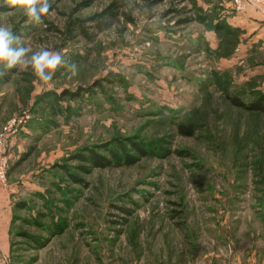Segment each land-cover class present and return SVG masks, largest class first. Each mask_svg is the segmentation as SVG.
<instances>
[{
	"label": "rangeland",
	"instance_id": "rangeland-1",
	"mask_svg": "<svg viewBox=\"0 0 264 264\" xmlns=\"http://www.w3.org/2000/svg\"><path fill=\"white\" fill-rule=\"evenodd\" d=\"M50 3L39 25L0 6V24L20 44L76 65L75 75L62 66L46 83L31 68L0 67V130L31 116L18 134L24 153L0 183L14 190L0 264H264V114L226 98L263 91L264 72L242 76L263 65L264 51L241 61L233 33L214 30L239 12L233 0ZM257 5L246 8L264 14V0ZM117 7L126 18L91 42L62 33L81 19L94 34L95 21ZM64 90L79 95L61 97ZM180 125L194 135H180ZM121 145L135 164L72 158L93 149L111 159Z\"/></svg>",
	"mask_w": 264,
	"mask_h": 264
},
{
	"label": "trees",
	"instance_id": "trees-1",
	"mask_svg": "<svg viewBox=\"0 0 264 264\" xmlns=\"http://www.w3.org/2000/svg\"><path fill=\"white\" fill-rule=\"evenodd\" d=\"M183 10L184 8H181L179 10L171 9L170 11H168V13L169 14L177 13L178 15H180L184 12ZM120 18H126V15L123 11H121V7H117L116 9L108 13V15L105 16L104 18H100L95 21L93 28H95L96 32L94 34L88 33L89 27H85L84 25L85 22L84 20H81V19H74V20L71 19L67 21L65 29L62 31V33L66 38L71 37V39H73L75 38V36L79 35L83 37L85 40H87L88 42H91L94 40V36H96V34L110 30L113 27V25L119 21ZM189 19L190 18L187 19V17H185L180 22L186 23V21ZM225 22L223 19L219 21V23L216 24V26L214 27L215 28L214 30L219 32V31H222L223 29H228L229 32H232L234 35V42L238 43L239 42V30L235 28L232 29L230 26L225 24ZM230 29L232 31H230ZM60 94H61L60 95L61 97H68V98H75L76 96L79 95L78 92H70L67 90L66 91L64 90ZM226 98L228 102L235 107H238L240 109H243L249 112H257L260 114H264V92L261 90L256 91V93L254 94V98L251 101H246L242 99L241 96H237V95H233V96L227 95ZM177 130H178V133L184 137H192L194 135V132H193L194 126L192 125H188V126L180 125L178 126ZM131 145L133 146V150L136 151L140 156H146L149 154L148 149L144 145L135 144V143H131ZM122 148L123 146L121 145V150H122L121 154L115 153V152L111 153V156H112L111 159L100 156L99 154L95 153L93 149L86 150V152L89 154L88 156L83 155L82 152H85V151H81V153L75 154L72 158L77 161L83 162V163L84 162L93 163L94 166L99 167V168H104L108 166H115V167L131 166L135 164V162L137 161L136 157L130 155L129 153H127V151H125V149H122ZM19 160L15 161L14 165H16ZM10 164L12 165L11 162ZM11 165H9V170L11 168ZM60 167L64 170L65 173H68L65 166H60ZM72 179L75 183L79 182L78 179H75V178H72ZM124 212L126 214H129L128 210H124Z\"/></svg>",
	"mask_w": 264,
	"mask_h": 264
},
{
	"label": "clouds",
	"instance_id": "clouds-1",
	"mask_svg": "<svg viewBox=\"0 0 264 264\" xmlns=\"http://www.w3.org/2000/svg\"><path fill=\"white\" fill-rule=\"evenodd\" d=\"M0 6L21 12L28 22L36 25L50 15L52 7L50 0H0ZM62 66L75 75V63H69L60 52L46 48L33 52L31 47L20 44V37L13 33L10 26L0 24V67L18 68L21 71L31 68L33 74L46 83L52 80L55 71Z\"/></svg>",
	"mask_w": 264,
	"mask_h": 264
},
{
	"label": "crops",
	"instance_id": "crops-1",
	"mask_svg": "<svg viewBox=\"0 0 264 264\" xmlns=\"http://www.w3.org/2000/svg\"><path fill=\"white\" fill-rule=\"evenodd\" d=\"M258 8V6H257ZM264 12V10L262 11ZM227 18V22L233 25V28L239 30V45L235 56H240V59L247 54L254 51H264V14L258 10L252 8H246L244 11L228 13L224 16ZM242 61V59H241ZM263 65H259L253 68L250 75L242 78L248 79V77L254 74L264 72ZM241 78V80H242ZM264 91V82L261 85ZM25 141L22 136H17L13 144L8 149L10 162L19 159L21 154L24 153ZM13 186H9L8 190H4L0 185V245L6 235V228H8L10 221L11 205L9 194L14 190Z\"/></svg>",
	"mask_w": 264,
	"mask_h": 264
},
{
	"label": "built area",
	"instance_id": "built-area-1",
	"mask_svg": "<svg viewBox=\"0 0 264 264\" xmlns=\"http://www.w3.org/2000/svg\"><path fill=\"white\" fill-rule=\"evenodd\" d=\"M234 7L238 11H244L246 5L251 3L257 7V0H233ZM242 3L244 7H242ZM31 116L26 111L20 115L9 119L0 130V183L6 185L7 172L9 170L10 159L8 154L9 147L13 144L17 138L19 132L27 125ZM4 185V186H5ZM230 264H236L235 262Z\"/></svg>",
	"mask_w": 264,
	"mask_h": 264
}]
</instances>
